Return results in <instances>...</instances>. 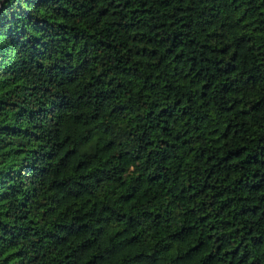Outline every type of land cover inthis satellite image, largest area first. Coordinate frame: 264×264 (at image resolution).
<instances>
[{
  "label": "trees",
  "instance_id": "16d2710c",
  "mask_svg": "<svg viewBox=\"0 0 264 264\" xmlns=\"http://www.w3.org/2000/svg\"><path fill=\"white\" fill-rule=\"evenodd\" d=\"M0 264H264V0H7Z\"/></svg>",
  "mask_w": 264,
  "mask_h": 264
},
{
  "label": "water",
  "instance_id": "95a60500",
  "mask_svg": "<svg viewBox=\"0 0 264 264\" xmlns=\"http://www.w3.org/2000/svg\"><path fill=\"white\" fill-rule=\"evenodd\" d=\"M7 0H0V9L2 8V5L6 2Z\"/></svg>",
  "mask_w": 264,
  "mask_h": 264
}]
</instances>
